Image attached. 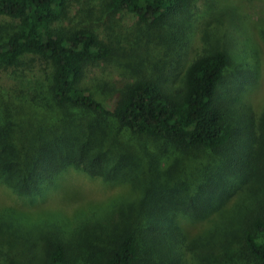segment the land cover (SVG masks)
Here are the masks:
<instances>
[{"label": "trees", "instance_id": "16d2710c", "mask_svg": "<svg viewBox=\"0 0 264 264\" xmlns=\"http://www.w3.org/2000/svg\"><path fill=\"white\" fill-rule=\"evenodd\" d=\"M197 3L0 0V68L33 57L43 73L25 99L0 87V180L25 197L75 168L139 191L61 225L0 211V264H264V107L256 115L235 98L245 81L224 87L233 39L220 44L219 19L232 22L235 8H212L210 24ZM119 12L134 14L138 30ZM194 31L201 46L179 74L163 64L96 76L187 53ZM234 69L239 81L251 72ZM230 201L219 233L183 228L221 221Z\"/></svg>", "mask_w": 264, "mask_h": 264}, {"label": "rangeland", "instance_id": "374dc122", "mask_svg": "<svg viewBox=\"0 0 264 264\" xmlns=\"http://www.w3.org/2000/svg\"><path fill=\"white\" fill-rule=\"evenodd\" d=\"M216 6L218 9L231 6L235 8L234 11H228L229 15L233 16L231 17L233 19L232 22L229 16H227L228 18L226 17L227 22H224L222 18L219 19L223 37V41H220V44L224 45L226 39H229V37L233 39L232 42L230 39L228 40L227 51L234 62L225 73L224 87L228 91L230 87H238V83L245 81L243 88L238 87L240 92H235L238 94L235 95V98L242 104L244 103L250 107L252 113H256L257 115L264 107V42L261 39V31H264V0H198L196 9L197 18L200 17L204 21H208L207 23L214 24L212 15L211 18L208 15L212 13V8H216ZM243 14L248 18L244 17ZM118 17L122 19L123 24L129 29L130 33L138 30L140 27L138 18L132 13L119 12ZM204 21L201 24L202 28H204ZM231 24L234 27L230 26ZM198 38L199 36L194 31L192 41L186 49L188 52L184 51L183 53L179 52L177 55L168 56L163 59L162 63L156 59L153 62L145 63L144 68L140 66L120 70L119 68L112 67V64V66L107 67L109 68L106 71L107 74L99 69L96 71V76L114 79L118 78V75L132 77L137 76L135 73L139 72H134V70L140 68L144 73L153 74V67L157 65L163 66V64H165V68L168 71L177 70V74H179L189 62L188 60L195 48L201 46ZM23 62V66H19L17 70L13 68H0L1 92L7 96L13 95L18 97L16 98L17 100L27 98V94L32 90V87L40 82V79H43L42 65L36 58L28 57ZM138 64H135V66H138ZM236 64L239 66L243 64L244 68L251 70L246 79L239 81L240 75L234 69V65L236 66ZM224 98L228 99L229 97ZM213 161L211 160L209 165L214 167L216 163ZM209 168L211 167H206V169ZM138 193L139 191L133 189L129 182L125 181L123 183V181L121 182L117 179L107 181L99 177L94 178L81 170L70 168L51 184L45 183L39 192L25 197L24 195L19 196L18 193L0 180V211L4 212V217L7 220L10 218L18 220L20 216L35 220L45 215V218H50L47 222H59L61 225L62 220L66 223H74L76 217L80 214L87 217L91 216L92 213L101 212L104 209L108 210L118 200L137 196ZM233 203L230 201L226 208H224L223 214L225 218L221 221L217 218V215H213L214 217H209L203 222L193 223L185 220L181 224L185 231L190 233L198 232L201 229L213 231L215 228H217L216 232L219 233L221 225L227 227V223H229L230 218L234 214L232 211ZM8 244L9 241L3 240L2 247L6 249ZM0 253H2L1 250Z\"/></svg>", "mask_w": 264, "mask_h": 264}]
</instances>
